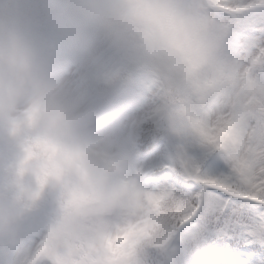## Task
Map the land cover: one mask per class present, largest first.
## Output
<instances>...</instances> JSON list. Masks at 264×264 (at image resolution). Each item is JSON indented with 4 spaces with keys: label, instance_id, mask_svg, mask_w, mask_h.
<instances>
[{
    "label": "clouds",
    "instance_id": "1",
    "mask_svg": "<svg viewBox=\"0 0 264 264\" xmlns=\"http://www.w3.org/2000/svg\"><path fill=\"white\" fill-rule=\"evenodd\" d=\"M231 37L207 0H0V264H235L144 155L207 109Z\"/></svg>",
    "mask_w": 264,
    "mask_h": 264
},
{
    "label": "snow or ice",
    "instance_id": "2",
    "mask_svg": "<svg viewBox=\"0 0 264 264\" xmlns=\"http://www.w3.org/2000/svg\"><path fill=\"white\" fill-rule=\"evenodd\" d=\"M207 3L230 26L235 59L216 80L207 109L193 116L174 151L154 161L148 180L180 194L186 211L218 219L245 205L264 207V0ZM249 105L242 121L241 109ZM225 130L232 135L222 152ZM193 141L206 149L199 161L188 151ZM252 236L264 239V229Z\"/></svg>",
    "mask_w": 264,
    "mask_h": 264
},
{
    "label": "rangeland",
    "instance_id": "3",
    "mask_svg": "<svg viewBox=\"0 0 264 264\" xmlns=\"http://www.w3.org/2000/svg\"><path fill=\"white\" fill-rule=\"evenodd\" d=\"M144 85L145 84L138 85L135 90L143 87ZM148 90L149 91L146 94L145 98H143L135 107L129 109L130 111H133V112L146 111L156 102V96L154 94V90L151 87H148ZM188 151L195 159L199 161L202 157H204L206 149L200 146L198 142L193 141L188 145ZM166 153H167V148L166 146H164L163 148L161 147L157 152H155L154 155L151 156L150 158H159L160 156H163ZM262 215H264V210H263V213L258 218H260ZM247 237L251 238L252 234L249 233ZM249 264H256V263H254L251 260Z\"/></svg>",
    "mask_w": 264,
    "mask_h": 264
}]
</instances>
